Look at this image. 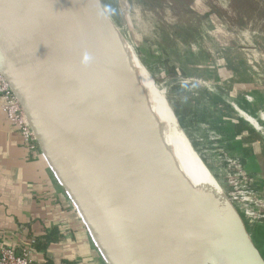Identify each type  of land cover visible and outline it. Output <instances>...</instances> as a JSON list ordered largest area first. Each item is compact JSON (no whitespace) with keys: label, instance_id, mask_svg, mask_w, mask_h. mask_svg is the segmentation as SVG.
Returning a JSON list of instances; mask_svg holds the SVG:
<instances>
[{"label":"water","instance_id":"obj_1","mask_svg":"<svg viewBox=\"0 0 264 264\" xmlns=\"http://www.w3.org/2000/svg\"><path fill=\"white\" fill-rule=\"evenodd\" d=\"M103 17L100 0H0V74L104 260L203 264L195 248L201 224L238 264H264L242 213L135 47L126 39L153 82L146 91L158 105L157 121L165 135L183 136L218 184L221 201L189 190L152 131L140 86L93 48ZM72 130L85 134L99 155Z\"/></svg>","mask_w":264,"mask_h":264},{"label":"rangeland","instance_id":"obj_2","mask_svg":"<svg viewBox=\"0 0 264 264\" xmlns=\"http://www.w3.org/2000/svg\"><path fill=\"white\" fill-rule=\"evenodd\" d=\"M100 3L104 11L100 22L103 30L111 31L112 18L135 47L141 63L174 108L181 129L229 200L239 208L264 253V179L256 172L257 167L249 163L250 156L232 135L234 126L227 119L237 98L235 87L227 80L235 71L231 66L234 59L231 48L237 43H244L245 49L252 48L251 43L247 44L249 40L240 41L236 37L249 36L250 42V37H264V0H100ZM142 70L151 89L153 82L143 67ZM150 101L155 115L158 107L154 98ZM160 101L164 102L162 96ZM256 108L251 107L250 113L256 112ZM161 136L173 148V160L180 163L183 159L191 176H195L203 196L213 199L214 195L221 201L219 186L208 169L203 176L193 175L174 138L166 137L162 129ZM166 142L164 146L169 153ZM186 155L190 163L194 154ZM205 176L210 186L203 184ZM250 219L255 221L251 226Z\"/></svg>","mask_w":264,"mask_h":264},{"label":"crops","instance_id":"obj_3","mask_svg":"<svg viewBox=\"0 0 264 264\" xmlns=\"http://www.w3.org/2000/svg\"><path fill=\"white\" fill-rule=\"evenodd\" d=\"M250 38L251 42L249 36L236 37L240 41L249 40L251 50L245 49L244 43L231 48L234 57L231 66L235 71L227 80L235 87L237 98L227 119L234 126L232 135L250 156L249 163L257 167L256 172L264 179V37ZM254 106L256 112L250 113ZM252 121L257 125H252ZM184 149L194 154V162L198 159L200 165L196 166L203 176L207 171L205 165L189 144L185 143ZM203 182L210 186L206 176ZM262 185L264 192V182ZM226 205V209L233 210ZM251 223L255 221L250 219L249 226ZM254 226L260 231L257 224ZM0 246L18 252L29 250L31 264H107L40 148L32 149L23 143L1 108ZM224 248L229 262L238 264L234 255Z\"/></svg>","mask_w":264,"mask_h":264},{"label":"bare ground","instance_id":"obj_4","mask_svg":"<svg viewBox=\"0 0 264 264\" xmlns=\"http://www.w3.org/2000/svg\"><path fill=\"white\" fill-rule=\"evenodd\" d=\"M65 1H67L70 5L73 4V0H65ZM110 21H109L111 24V25L109 24V28L111 26L110 32L104 31L102 26L99 24V27H98V29L94 35L93 41H92L93 48L96 51H98L99 53H101L102 55H104L105 57L116 62L122 68H124L128 72V74L131 77H133L134 81L140 86V88L142 89L143 99H144V102L146 104V113L148 114V117L150 116L149 122H150V125L152 128V131L154 132V134L156 135V137L160 141V143H161L162 147L164 148V151L166 152L167 156L170 158L173 165L176 167V169L178 171V175L180 176V178L185 182V184L187 185L189 190L191 192L195 193L198 198H200L202 193H201V190L196 185L197 181H196L195 176H194V178H195V180H194V178L191 176L189 170H187V166H186L184 161L179 163L177 160H176V162H175V160H173L172 152L174 150L172 147L171 148L169 147V143L166 142L167 140H165V142L168 144L169 153H168L167 149L165 148L166 145H165L164 139L161 136V129L162 128H161L159 122L157 121L156 110H155V115H154V108H153L154 102L152 100V102H153V104H152L150 99L147 96V91H146L147 84L145 81V77H144V73H143L141 64L138 61V59L136 58L132 47L126 41L125 36L121 33L119 25L117 23H115L112 18H110ZM149 90H150V88H149ZM154 101L156 104L155 99H154ZM154 107H155V105H154ZM157 107H158V105H157ZM169 115L171 117L170 113H169ZM156 121H157V123H156ZM251 123L254 126L257 125L256 122L252 121ZM162 131H163V129H162ZM72 132L76 137L78 136L77 137L78 139H80L81 141H84L85 145L90 150H92L94 153L99 155L96 148L94 147V145L90 141L87 140L85 134H83L81 131L76 132V130L75 131L72 130ZM164 135H165V133H164ZM165 136L169 137V135H167V134ZM173 138H174L176 144L178 145V147L180 148L181 153L185 157L190 169L193 172V175L194 174L196 175V173L199 174V167L196 166V165H198V163L194 162L192 158L190 160V163L188 162V159L186 157L187 156L186 154L188 152L186 149H184V144L186 143L188 145V143L185 141L183 136H182V138H178L176 136H174ZM197 229H198V235L195 238V248H196V252L198 253L200 262L203 264H231L229 262V259H228L227 253L225 251L224 245L217 239V237L214 235V233L212 231H210V229L208 227H205L201 224L197 225ZM199 233L202 236L203 241L201 240Z\"/></svg>","mask_w":264,"mask_h":264},{"label":"built area","instance_id":"obj_5","mask_svg":"<svg viewBox=\"0 0 264 264\" xmlns=\"http://www.w3.org/2000/svg\"><path fill=\"white\" fill-rule=\"evenodd\" d=\"M0 108L7 121L20 134L23 143L32 149L38 148L36 138L27 124L23 111L5 79L0 74ZM30 251H16L12 247L0 246V264H31Z\"/></svg>","mask_w":264,"mask_h":264}]
</instances>
